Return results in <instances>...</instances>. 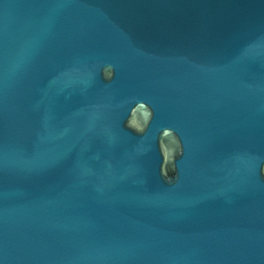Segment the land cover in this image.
<instances>
[{
  "label": "water",
  "instance_id": "water-1",
  "mask_svg": "<svg viewBox=\"0 0 264 264\" xmlns=\"http://www.w3.org/2000/svg\"><path fill=\"white\" fill-rule=\"evenodd\" d=\"M0 264H264V0H0Z\"/></svg>",
  "mask_w": 264,
  "mask_h": 264
}]
</instances>
